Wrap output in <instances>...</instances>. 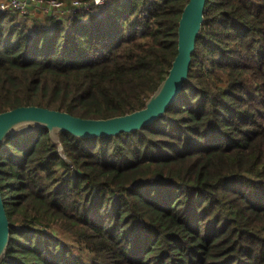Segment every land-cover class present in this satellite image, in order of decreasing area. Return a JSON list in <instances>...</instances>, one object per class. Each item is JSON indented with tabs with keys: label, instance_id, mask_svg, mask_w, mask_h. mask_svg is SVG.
<instances>
[{
	"label": "trees",
	"instance_id": "16d2710c",
	"mask_svg": "<svg viewBox=\"0 0 264 264\" xmlns=\"http://www.w3.org/2000/svg\"><path fill=\"white\" fill-rule=\"evenodd\" d=\"M188 3L4 13L0 114L35 106L102 120L143 110L178 54ZM204 16L188 80L150 126L61 133V150L46 129L4 141L1 264H264V0H208Z\"/></svg>",
	"mask_w": 264,
	"mask_h": 264
},
{
	"label": "water",
	"instance_id": "95a60500",
	"mask_svg": "<svg viewBox=\"0 0 264 264\" xmlns=\"http://www.w3.org/2000/svg\"><path fill=\"white\" fill-rule=\"evenodd\" d=\"M207 1L189 0L184 8L178 28V54L167 78L150 97L143 110L110 119L87 120L35 106L20 107L0 114V147L10 136L46 129L52 143L61 150V133H68L79 139L115 137L122 133L140 131L156 122L178 98L183 84L188 80L196 41L205 21ZM9 243L10 222L0 190V264Z\"/></svg>",
	"mask_w": 264,
	"mask_h": 264
},
{
	"label": "built area",
	"instance_id": "2783aa9c",
	"mask_svg": "<svg viewBox=\"0 0 264 264\" xmlns=\"http://www.w3.org/2000/svg\"><path fill=\"white\" fill-rule=\"evenodd\" d=\"M104 0L72 1L66 3L62 0H6L0 3V17L6 12H15L23 17L62 18L81 11H87L92 5L102 6Z\"/></svg>",
	"mask_w": 264,
	"mask_h": 264
},
{
	"label": "rangeland",
	"instance_id": "374dc122",
	"mask_svg": "<svg viewBox=\"0 0 264 264\" xmlns=\"http://www.w3.org/2000/svg\"><path fill=\"white\" fill-rule=\"evenodd\" d=\"M63 1V0H62ZM66 3H68L66 0H64ZM73 1H80V0H73Z\"/></svg>",
	"mask_w": 264,
	"mask_h": 264
}]
</instances>
